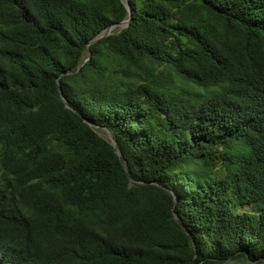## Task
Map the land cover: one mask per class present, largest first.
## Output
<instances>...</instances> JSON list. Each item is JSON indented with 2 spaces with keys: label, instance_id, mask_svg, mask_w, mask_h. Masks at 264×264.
I'll use <instances>...</instances> for the list:
<instances>
[{
  "label": "trees",
  "instance_id": "obj_1",
  "mask_svg": "<svg viewBox=\"0 0 264 264\" xmlns=\"http://www.w3.org/2000/svg\"><path fill=\"white\" fill-rule=\"evenodd\" d=\"M129 1L0 0V264H264V0Z\"/></svg>",
  "mask_w": 264,
  "mask_h": 264
},
{
  "label": "water",
  "instance_id": "obj_2",
  "mask_svg": "<svg viewBox=\"0 0 264 264\" xmlns=\"http://www.w3.org/2000/svg\"><path fill=\"white\" fill-rule=\"evenodd\" d=\"M122 2L126 5V7L128 8V10L131 12V4H130V1H129V0H122ZM128 22H129V18H127V19H125V20H123V21H121V22H117V23H112V24H110L108 27L104 28V29H103L102 31H100L96 36H94V37L91 39V42H93V41H95V40H97V39H100V38H102V37H105V36H107V35L113 33L114 30H115L116 28H123L124 26H126V25L128 24ZM87 58H88V56H87L84 60H82V62L80 63V66L84 63V61H85ZM58 88H59L60 93H61V95H62V98L64 99V101L66 102V104H67L69 107H71L70 104L68 103V101L66 100V98L64 97L63 93H62V89H61V86H60V82H59V80H58ZM90 124H93V123H90ZM93 125H95V126H99L98 124H93ZM103 128H105V129L107 130V132L109 133V135H110V138H107V137H105V136H104V137L107 138V139L113 144V146H114V148H115L117 154H118L119 157H120V160L122 161V163H123V165H124V167H125V169H126V164H125V162H124V159H123V156H122V152L120 151V149H119V147H118V145H117L116 139L112 136V134L109 132V130H108L106 127H103ZM102 136H103V135H102Z\"/></svg>",
  "mask_w": 264,
  "mask_h": 264
},
{
  "label": "rangeland",
  "instance_id": "obj_3",
  "mask_svg": "<svg viewBox=\"0 0 264 264\" xmlns=\"http://www.w3.org/2000/svg\"><path fill=\"white\" fill-rule=\"evenodd\" d=\"M95 129H96L101 135H103V136H105V137H107V138H110V135H109V133L107 132V130H106L105 128L100 127V126H95ZM239 264H240V262H239ZM242 264H252V263L243 260V261H242Z\"/></svg>",
  "mask_w": 264,
  "mask_h": 264
}]
</instances>
